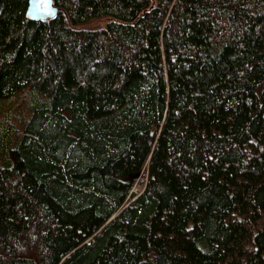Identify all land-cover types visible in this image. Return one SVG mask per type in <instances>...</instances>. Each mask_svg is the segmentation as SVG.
<instances>
[{"label":"trees","instance_id":"trees-1","mask_svg":"<svg viewBox=\"0 0 264 264\" xmlns=\"http://www.w3.org/2000/svg\"><path fill=\"white\" fill-rule=\"evenodd\" d=\"M52 2L0 0V264H264V0Z\"/></svg>","mask_w":264,"mask_h":264},{"label":"water","instance_id":"water-1","mask_svg":"<svg viewBox=\"0 0 264 264\" xmlns=\"http://www.w3.org/2000/svg\"><path fill=\"white\" fill-rule=\"evenodd\" d=\"M57 13L52 0H27L25 15L30 20H45Z\"/></svg>","mask_w":264,"mask_h":264},{"label":"rangeland","instance_id":"rangeland-1","mask_svg":"<svg viewBox=\"0 0 264 264\" xmlns=\"http://www.w3.org/2000/svg\"><path fill=\"white\" fill-rule=\"evenodd\" d=\"M107 21H108V18L106 17L100 18V19H92L88 21L86 24H83L79 27H84V28L103 27ZM140 189H141V186H139L138 184L134 185V187L132 188L134 192H138Z\"/></svg>","mask_w":264,"mask_h":264}]
</instances>
